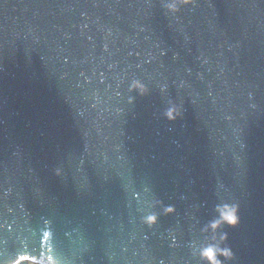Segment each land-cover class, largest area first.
<instances>
[{"label":"water","instance_id":"water-1","mask_svg":"<svg viewBox=\"0 0 264 264\" xmlns=\"http://www.w3.org/2000/svg\"><path fill=\"white\" fill-rule=\"evenodd\" d=\"M222 202L264 264V0H0V264H200Z\"/></svg>","mask_w":264,"mask_h":264},{"label":"clouds","instance_id":"clouds-1","mask_svg":"<svg viewBox=\"0 0 264 264\" xmlns=\"http://www.w3.org/2000/svg\"><path fill=\"white\" fill-rule=\"evenodd\" d=\"M160 7L167 14L173 16L178 15L185 7H194L195 0H159ZM129 93H138L139 95H145L150 92L149 86L142 82L139 78H133L128 84ZM166 91V86L161 87V92ZM135 96L129 95L128 103L134 104ZM180 115L178 107L171 104L164 111V116L168 120H176ZM217 216L210 220L207 225L204 226L203 231L208 232L211 230V236L207 240L199 245H193L192 255L196 257L200 264H234L237 260L235 252L228 244L229 234L223 229L228 227H239L241 224V205L238 202H222L218 204L215 209ZM166 213L175 212V208L167 207ZM145 222L152 226L158 222V216L156 214H149L145 218ZM223 257V259H220Z\"/></svg>","mask_w":264,"mask_h":264}]
</instances>
